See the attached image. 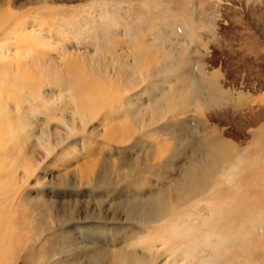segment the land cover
I'll return each instance as SVG.
<instances>
[{
    "label": "rangeland",
    "instance_id": "374dc122",
    "mask_svg": "<svg viewBox=\"0 0 264 264\" xmlns=\"http://www.w3.org/2000/svg\"><path fill=\"white\" fill-rule=\"evenodd\" d=\"M0 83L6 264H264V0H0Z\"/></svg>",
    "mask_w": 264,
    "mask_h": 264
},
{
    "label": "bare ground",
    "instance_id": "6f19581e",
    "mask_svg": "<svg viewBox=\"0 0 264 264\" xmlns=\"http://www.w3.org/2000/svg\"><path fill=\"white\" fill-rule=\"evenodd\" d=\"M20 82V81H19ZM18 82V83H19ZM12 84L13 85V87H17V86H19V84ZM11 86V85H10ZM3 87V85L0 83V89ZM4 95H3V93L2 94H0V120H4V126L3 127H0V130H5L4 132H6V134H7V131H6V129H8V124H9V121H8V117H7V115L11 112V109L8 107V105H7V103L4 101ZM9 100V99H8ZM20 107V106H19ZM8 113V114H7ZM6 118V119H5ZM7 120V121H6ZM19 122V121H18ZM24 122H25V120H24ZM24 124H22L21 126H23ZM0 136L2 137L3 136V132H1L0 131ZM5 134V135H6ZM1 140V139H0ZM6 141V140H5ZM4 144H5V142H4ZM8 144V143H7ZM48 145V144H47ZM48 147H49V145H48ZM51 148V147H50ZM3 149V148H2ZM5 149V148H4ZM3 151V150H2ZM2 154H1V152H0V169H2V170H4V171H9L10 173H13L14 171H15V168L17 167V164L16 163H14V165L12 164V161L10 162V161H8L7 162V157H2L1 156ZM11 160H13V159H11ZM28 160V159H27ZM33 163V162H32ZM22 168H24L23 166H22ZM81 176V175H80ZM145 237V236H144ZM142 238V237H141ZM6 243H9L8 242V238H6V237H3V235L1 234V231H0V264H6L7 263V261H9V255H11L8 251H5L4 250V247H3V245L4 244H6ZM141 243V242H140ZM149 246V245H148ZM59 253L58 252H56L55 251V253L54 252H52V253H50L49 254V256H47L46 258H45V260L46 261H48L49 259H51V261H53L54 263L53 264H57V263H59V261H61V260H59V258H58V255ZM136 256V255H135ZM132 257V256H131ZM130 259V258H129ZM114 261V260H113ZM49 262V261H48ZM133 263V262H132Z\"/></svg>",
    "mask_w": 264,
    "mask_h": 264
}]
</instances>
